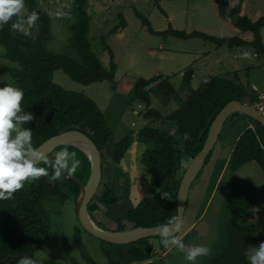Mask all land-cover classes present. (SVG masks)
<instances>
[{"label": "trees", "instance_id": "trees-1", "mask_svg": "<svg viewBox=\"0 0 264 264\" xmlns=\"http://www.w3.org/2000/svg\"><path fill=\"white\" fill-rule=\"evenodd\" d=\"M30 12L39 14L40 37L33 39L14 32L10 21L0 28V45L5 48V58L16 66L11 70V79L24 92L23 110L33 114L30 127L33 133V146L38 148L54 136L68 131H80L87 135L98 147L100 152L113 143L114 161L120 165L132 144L138 140L144 143H154V149L143 155L142 163L151 175V187L156 194L146 197L131 209L126 221L131 228L158 227L173 216L178 215L177 197L181 180V162L183 155L194 159L203 149L210 128L217 115L230 102L237 100L254 106L258 97L252 86L248 91L241 84L239 76L233 78L215 77L203 83L198 89L192 88L194 72L189 70L177 89L159 77L139 79L134 87V99L145 107L144 120L148 124L135 136H126L115 141L113 131L108 126L103 112L86 95L70 92L55 84L53 78L57 70H64L69 77L80 84L91 85L108 79L98 73L101 63L92 52L88 34L92 17L87 11L89 0H74L75 11L72 14V48L79 54V60H74L66 54H56L46 49L45 44L51 39V17L43 10L38 0H25ZM218 13L222 21L231 28L241 31V36L232 38H216L204 33H186L170 27L165 32H156L145 17L138 15L142 24L151 34L170 35L179 39L201 38L218 47L228 46L231 49L254 48L264 53L261 30L264 28V17L257 22L242 15L241 4L231 7L229 0H216ZM163 11V10H162ZM165 13V11H163ZM166 14V13H165ZM15 20V17H13ZM127 23L122 20L121 28ZM110 71H105L114 81L117 64L114 62L112 50ZM164 81V82H163ZM158 83V84H157ZM161 91L162 101L168 106L172 102L178 107L169 113H161L153 108V94L156 87ZM152 87V88H151ZM236 115V114H235ZM235 115H232L234 117ZM253 127L247 129L238 139L232 152L228 170L235 174L250 162L256 161L264 172V127L257 121L247 117ZM162 124L172 125L173 133L161 129ZM67 150L75 152L81 161L77 172L69 179L49 183L47 177L25 184L24 189L15 194L14 199L0 201V264H13L21 257H30L43 243L49 233V223L40 209V204L46 198L56 197L66 202L74 200L77 203L81 188L86 185L91 174V163L85 153L78 148L65 146L57 149L39 167H48L57 152ZM211 155L196 180L202 175L203 169L209 163ZM51 171V169H49ZM121 176L124 172L120 170ZM124 186H117L116 191L110 190L101 198L107 206L119 203L129 194L128 177ZM96 198V197H95ZM89 205V214L99 209L96 199ZM234 217L225 224L224 239L218 254L209 260V264H248V253L253 247L264 242V235L253 223L246 221L253 200L241 189L234 186L232 199ZM93 218V217H92ZM120 231L126 230V225H120ZM155 240V241H154ZM161 237L149 238L129 245H113V250H106L108 264H142L167 253L160 242Z\"/></svg>", "mask_w": 264, "mask_h": 264}, {"label": "rangeland", "instance_id": "rangeland-1", "mask_svg": "<svg viewBox=\"0 0 264 264\" xmlns=\"http://www.w3.org/2000/svg\"><path fill=\"white\" fill-rule=\"evenodd\" d=\"M38 2L52 20L51 39L45 44L46 49L79 60V54L76 49L72 48L71 41L74 0H38ZM229 2L233 7L239 4L245 5V9L242 8L244 10L242 15L253 22L264 17V0H229ZM86 9L92 17L88 34L92 52L99 59L102 68L110 71L112 69L111 54L106 46L112 50L114 62L118 67L115 79L114 81L105 79L91 85H83L73 81L64 70L60 69L55 71L53 80L63 89L84 94L93 100L103 112L108 126L113 131L115 141L135 134L145 126V121L141 117L145 109L141 110L139 102L134 99V87L141 78L148 80L153 77H159L160 80L170 78L169 83L179 89L184 80L183 74L196 68L191 84L193 89H198L205 79L233 78L236 74L248 91L253 85L259 90L264 88L263 52H258L254 48H246L241 50L248 53L245 56L238 52L237 48L231 49L223 46L215 49L217 47L215 44L201 38L179 39L159 33L151 34L138 17L141 15L148 19L153 30L160 33L172 27L188 34L200 32L216 38L241 36L242 33H235L234 28L221 20L216 0H89ZM30 13L25 1L22 15L26 18ZM123 19L127 27L120 29ZM119 34H124V36L119 39ZM27 36L33 39L40 37L38 21ZM261 36L264 44V28L261 30ZM5 53V48L0 45V87H4L7 82H12L10 72L16 66L5 58ZM208 53H213L217 57L220 55L219 59L222 60L218 68L212 69L215 70L214 72L203 73V56ZM151 93L154 95V101L157 100L153 108L161 113H167V107L170 105L166 106L158 101L162 96L157 86L152 88ZM170 107L176 109L178 104L171 103ZM135 111H139L141 115H136ZM164 125L166 124L160 126L166 131L170 129ZM141 151L140 147H136L126 157L132 175L134 176L135 168L139 177L138 179L135 177L136 189L129 200H126L128 205L109 209L110 217L118 216L125 219V224H127L126 217L131 209L155 192L150 185V172L144 164H142L145 167L144 173L138 172L137 166L140 165L139 153ZM102 155L104 178L96 200H99L108 188L115 184L117 178L116 175L111 174L112 168L109 164L111 158L109 159L107 150H104ZM112 161L114 162L113 159ZM191 162L192 158L189 155L182 156L180 174L182 171L186 172ZM110 190L116 191L117 188L113 187ZM223 190H226L225 186ZM119 194L123 196L124 192ZM218 204L217 200L213 203L208 217L211 214L214 215ZM40 209L48 220L49 233L30 257L37 259L39 264L109 263L106 250H113L112 246L104 244L83 229L78 218L76 201L63 202L59 198L50 197L43 200ZM93 215L94 213L92 217ZM226 221L228 222L229 219ZM117 223L122 224L121 221ZM198 230L203 231L201 228ZM198 234V231L191 233L183 243L189 245ZM13 264H19V260ZM198 264H203V258Z\"/></svg>", "mask_w": 264, "mask_h": 264}, {"label": "crops", "instance_id": "crops-1", "mask_svg": "<svg viewBox=\"0 0 264 264\" xmlns=\"http://www.w3.org/2000/svg\"><path fill=\"white\" fill-rule=\"evenodd\" d=\"M231 7H233L232 4ZM243 7L245 9V5H243L242 8ZM243 13L244 10L242 9V14ZM233 31H236L235 33L241 34V31L237 29H234ZM118 36L119 39H121L124 36V34H119ZM215 49H219L218 46L215 47ZM236 50L241 54L243 53L241 51L243 49H236ZM219 56L217 57L215 54L213 55V53L210 54L208 53L206 56H203V73H206L208 71L214 72L215 70L212 69L215 67L218 68L222 60L219 59ZM117 71H118V67H117ZM192 71L194 72V77H195L196 68H193ZM209 80L210 79H205L203 83H206ZM11 83H14L17 86L15 82L12 81ZM252 88L253 91L254 88H256L258 91L264 90V88L259 90V88H257L255 85H253ZM254 93L257 95L256 91H254ZM153 101H154V95H153ZM156 101L157 100L154 101L153 107L156 104ZM158 101L163 102L162 97ZM243 104L248 105L247 103H243ZM139 106L141 110L144 111L145 107L141 104H139ZM170 106L167 107L168 109L167 113H169V111L174 110ZM134 113L138 116L141 115L139 111H135ZM143 114L144 112L141 115L142 118H143ZM235 114L234 117L231 116L226 121V124L220 135L219 141L215 146V149L213 150V154L211 156L209 163L203 169L202 175L198 180L195 181L189 193L184 225L178 237L179 239L184 241V239L187 236H189L191 233L198 231L199 234L196 236V238L195 237L193 238L194 240L189 245H205L211 248V254L208 256L197 257L195 264H198L202 258H203V264H209V260L212 257L216 256L219 250L221 249L224 239L225 223L227 222L226 220L231 219L234 216V208L231 202L234 186L241 189L247 196H249L253 200V205L249 209L248 217L246 221L255 224L259 232L264 235V172L263 170L256 161L248 163L247 165L242 167L239 171H237L235 174H231L228 170V164L238 139L247 129L253 127V124L247 118V116L241 113H235ZM144 121H145V125H147L148 121L146 120ZM164 126L170 127V129L166 131V129L161 126L162 130L166 131L167 133L174 132V128L172 125L166 124ZM137 133H135L134 135L136 136ZM136 147H140L142 149L141 153H139L141 159H139L140 165L137 166V169L138 172L140 171L139 173H144L145 167L142 165L143 155L145 152L154 149V143L152 142L144 143L136 140L119 166L116 165L115 161L114 162L112 161V159L114 160L113 143L110 142L106 148L107 155L109 159L111 158L109 163L112 168L111 174L117 176L115 184H113V186L108 188L107 192H109L110 189L113 187L124 186L127 182L126 176L129 178L128 181L130 182V191L129 194L126 195L124 198H122V196L119 194L121 199L119 203L114 206H107L103 204L100 199L96 200L99 209L94 212L92 219L97 225L101 224L98 226L104 230L110 232H120L121 224L119 225V223H117L120 221L122 222V225H126L127 230L131 229V227L128 224H125L124 221L125 219H121L118 216L110 217L109 209L111 208L116 209L117 207L119 208L126 207L125 205H128L126 200H129V198L136 189L135 177L136 179H138L139 177L137 175L135 168H134V176L132 175L126 160V157L130 153V151L134 148L136 149ZM101 154H103V152ZM113 170L115 171V173ZM120 170L124 172L125 174L124 177L121 176ZM224 186L226 187V190L222 191V188ZM155 194L156 191L154 192L153 195ZM216 200L219 202L218 209L214 213V215L211 214L210 217H208V213L212 209L213 203ZM200 228L203 231L198 230ZM142 264H189V262H187L184 259V254L182 252L177 250L175 247H171V249L167 253L162 254L161 256H159L156 259H153L152 261Z\"/></svg>", "mask_w": 264, "mask_h": 264}, {"label": "clouds", "instance_id": "clouds-1", "mask_svg": "<svg viewBox=\"0 0 264 264\" xmlns=\"http://www.w3.org/2000/svg\"><path fill=\"white\" fill-rule=\"evenodd\" d=\"M25 0H0V28L10 21L14 32L29 35L31 28L39 20V14L32 11L25 18L22 12ZM15 17V20H13ZM245 56L248 53H244ZM24 92L14 83L7 82L0 87V201L14 199L15 194L24 189L25 184L40 177H47L49 183L71 178L81 161L75 152L66 149L57 152L48 167H39L46 161V154L33 146V133L26 127L34 116L23 110ZM51 169V171H49ZM181 209V208H180ZM183 228V217L173 216L160 225L156 231L165 248L175 247L184 254L189 264H195L197 257L208 256L211 248L205 245H185L178 237ZM19 264H39L32 257H21ZM248 264H264V242L253 247L248 254Z\"/></svg>", "mask_w": 264, "mask_h": 264}, {"label": "water", "instance_id": "water-1", "mask_svg": "<svg viewBox=\"0 0 264 264\" xmlns=\"http://www.w3.org/2000/svg\"><path fill=\"white\" fill-rule=\"evenodd\" d=\"M97 70L99 75L106 76L108 79H111V76L108 75V73L102 68V66L98 65ZM235 113H241L257 121L264 127V118L261 116V114L254 108L243 104L240 101L234 100L227 104L221 110V112L217 115L211 125L203 149L194 159H192V162L184 173L180 183L177 197V209L178 214H180L181 211L183 217V225L190 190L193 184L195 183L202 168L204 167L206 160L215 149V146L219 141L220 135L226 124V121ZM76 143L84 144L87 150H84L83 148L77 146ZM65 146H72L78 148L87 155L91 163V174L89 180L86 185H80L81 192L77 200L78 218L83 229L87 233L102 242L113 245H129L139 242L141 240L160 237L159 233L156 231L159 226L152 228H131L129 230L126 229L120 232H110L100 228L89 214V205L96 197L103 181L104 173L102 165V152L98 150L96 144L87 135L80 131H68L60 135L54 136L51 139L47 140L45 143H43L40 147H38V149H41L43 154H46L47 159L57 149ZM181 231L178 233V236Z\"/></svg>", "mask_w": 264, "mask_h": 264}, {"label": "built area", "instance_id": "built-area-1", "mask_svg": "<svg viewBox=\"0 0 264 264\" xmlns=\"http://www.w3.org/2000/svg\"><path fill=\"white\" fill-rule=\"evenodd\" d=\"M242 54H244V52ZM185 73L183 74V77ZM254 91L257 92L258 100L252 107L255 110H257L261 114V116L264 118V90L258 91L256 88H254Z\"/></svg>", "mask_w": 264, "mask_h": 264}, {"label": "bare ground", "instance_id": "bare-ground-1", "mask_svg": "<svg viewBox=\"0 0 264 264\" xmlns=\"http://www.w3.org/2000/svg\"><path fill=\"white\" fill-rule=\"evenodd\" d=\"M76 144H77V146L83 148L84 150H87L84 144H82V143H76Z\"/></svg>", "mask_w": 264, "mask_h": 264}]
</instances>
